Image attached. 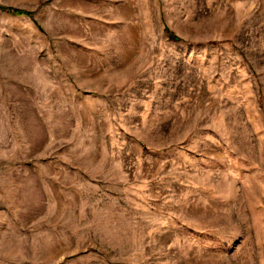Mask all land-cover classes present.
<instances>
[{
	"label": "rangeland",
	"instance_id": "374dc122",
	"mask_svg": "<svg viewBox=\"0 0 264 264\" xmlns=\"http://www.w3.org/2000/svg\"><path fill=\"white\" fill-rule=\"evenodd\" d=\"M0 264H264V0H0Z\"/></svg>",
	"mask_w": 264,
	"mask_h": 264
},
{
	"label": "trees",
	"instance_id": "16d2710c",
	"mask_svg": "<svg viewBox=\"0 0 264 264\" xmlns=\"http://www.w3.org/2000/svg\"><path fill=\"white\" fill-rule=\"evenodd\" d=\"M15 14L16 15H26V13L25 12H22V11H15Z\"/></svg>",
	"mask_w": 264,
	"mask_h": 264
}]
</instances>
